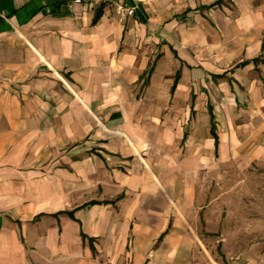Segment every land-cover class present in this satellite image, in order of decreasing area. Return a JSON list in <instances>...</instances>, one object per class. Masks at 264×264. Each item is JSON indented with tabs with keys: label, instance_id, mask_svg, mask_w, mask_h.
Here are the masks:
<instances>
[{
	"label": "crops",
	"instance_id": "1",
	"mask_svg": "<svg viewBox=\"0 0 264 264\" xmlns=\"http://www.w3.org/2000/svg\"><path fill=\"white\" fill-rule=\"evenodd\" d=\"M263 160L264 0H0V264H264Z\"/></svg>",
	"mask_w": 264,
	"mask_h": 264
},
{
	"label": "rangeland",
	"instance_id": "2",
	"mask_svg": "<svg viewBox=\"0 0 264 264\" xmlns=\"http://www.w3.org/2000/svg\"><path fill=\"white\" fill-rule=\"evenodd\" d=\"M245 175L247 176V179H245ZM222 177L221 178L225 184L221 183L219 184L220 186L214 185V188L219 193L217 195H220L221 204L224 205L222 210L221 205L219 204L220 206H217V211L223 213V215H226V212L230 210L229 212L231 215H238L240 213H244V208L247 206H250V209L247 211V213H249L248 215L251 216L261 214L264 211V160L256 164L253 163L252 167L243 171L239 170L237 164L236 166L233 165L228 170H226ZM210 187L212 186L210 185ZM244 202L245 204H248L246 207H243ZM231 217H233V215ZM233 223L234 222L230 221L224 222L223 225L226 228V231H228L229 226L231 227ZM236 224L242 226L243 222L237 221ZM221 228L222 226H220V229ZM239 228L240 229H235L236 233L241 232L242 227ZM230 231H233L232 227ZM222 237L223 236H220V238ZM219 243L227 244L225 240L220 241ZM215 244L216 243H214V245ZM216 255L221 261L223 260L224 255H227V253H225L224 249H221L220 245ZM199 256V254H195L192 258L193 261H198Z\"/></svg>",
	"mask_w": 264,
	"mask_h": 264
},
{
	"label": "built area",
	"instance_id": "3",
	"mask_svg": "<svg viewBox=\"0 0 264 264\" xmlns=\"http://www.w3.org/2000/svg\"><path fill=\"white\" fill-rule=\"evenodd\" d=\"M112 1L115 0H66V2L68 3L69 6H75V5H89L91 7H95L101 3H110ZM120 7L122 8V6L120 5ZM127 13L131 14L132 13V9H127Z\"/></svg>",
	"mask_w": 264,
	"mask_h": 264
},
{
	"label": "trees",
	"instance_id": "4",
	"mask_svg": "<svg viewBox=\"0 0 264 264\" xmlns=\"http://www.w3.org/2000/svg\"><path fill=\"white\" fill-rule=\"evenodd\" d=\"M100 11H97L96 15H95V18L93 20H96V18L98 17ZM213 133H214V127H213ZM215 134V133H214Z\"/></svg>",
	"mask_w": 264,
	"mask_h": 264
}]
</instances>
